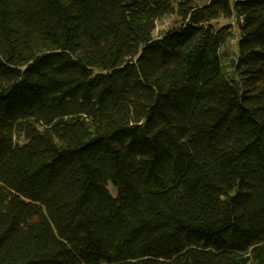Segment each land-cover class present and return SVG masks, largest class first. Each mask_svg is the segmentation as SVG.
<instances>
[{
  "label": "trees",
  "instance_id": "obj_1",
  "mask_svg": "<svg viewBox=\"0 0 264 264\" xmlns=\"http://www.w3.org/2000/svg\"><path fill=\"white\" fill-rule=\"evenodd\" d=\"M0 264H264V0H0Z\"/></svg>",
  "mask_w": 264,
  "mask_h": 264
},
{
  "label": "rangeland",
  "instance_id": "obj_2",
  "mask_svg": "<svg viewBox=\"0 0 264 264\" xmlns=\"http://www.w3.org/2000/svg\"><path fill=\"white\" fill-rule=\"evenodd\" d=\"M194 2L197 3L198 5H201V4H205L207 0H194ZM173 20L174 19L172 16H167V17H164L163 19H160L155 35H159L161 32H164L165 30H167L172 25ZM236 42H237V36L231 39V41H229V43L223 49V51L227 55V60L229 61L231 60V58L234 57V53L237 50ZM19 142L23 143L24 141L22 139H19ZM108 189L111 195L116 196L115 195L116 191L112 183L108 184Z\"/></svg>",
  "mask_w": 264,
  "mask_h": 264
}]
</instances>
